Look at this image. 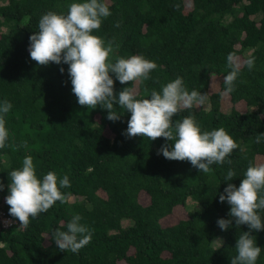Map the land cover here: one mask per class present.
<instances>
[{"label":"trees","instance_id":"obj_1","mask_svg":"<svg viewBox=\"0 0 264 264\" xmlns=\"http://www.w3.org/2000/svg\"><path fill=\"white\" fill-rule=\"evenodd\" d=\"M73 2L83 0H0V103L12 104L9 139L0 149V209L9 214V173L27 155L39 178L54 171L70 181L61 190L66 201L30 217L27 228L15 217L0 225V264H231L236 240L248 228L234 220L227 230L219 228L217 220L227 219L231 207L219 194L229 182L239 186L250 161L264 162V137L256 142L264 133V0H106L111 15L93 32L115 39V56L142 54L157 64L142 82L121 84L110 73L116 94L129 87L150 95L177 76L189 91L207 93L203 106L172 118L194 114L202 130L222 127L238 144L207 174L189 161L158 155L163 137L127 138L131 113L118 104L116 121L99 105H79L68 64L31 59L29 36L39 30L41 15L66 14ZM229 55L241 71L235 90L224 94ZM249 57L255 58L251 70L244 64ZM229 169L236 177L226 181ZM171 213L175 219L164 218ZM74 214L94 230L92 240L78 253L60 251L52 232L66 231ZM251 234L262 249L256 264H264V229ZM215 238L223 241L220 247Z\"/></svg>","mask_w":264,"mask_h":264},{"label":"clouds","instance_id":"obj_2","mask_svg":"<svg viewBox=\"0 0 264 264\" xmlns=\"http://www.w3.org/2000/svg\"><path fill=\"white\" fill-rule=\"evenodd\" d=\"M110 15L106 0L73 2L66 14L55 11L42 14L38 21L39 30L29 36L31 59L44 66L49 62L68 64L72 92L78 104L91 109L97 105L107 109V119L111 121L120 119L121 114L114 110V104H118L131 113L123 133L127 138L140 136L150 141L165 138L166 143L157 150L158 155L162 154L168 160L189 161L205 174L213 171L212 165L224 164L238 148L224 128L202 130L194 114L176 122L172 119L184 110L203 106L208 100L207 93L195 89L189 91L180 76L167 82L160 91L151 90L150 95L145 89L146 96H139L129 87L122 88L118 94L114 92L110 73L115 74L121 84L142 82L151 78L150 73L157 64L142 54L127 58L115 56L119 48L115 39L106 41L93 34ZM254 60V57H249L244 62L249 70L254 67ZM228 67L231 70L223 77L224 94L235 90V81L241 71L240 64L233 62L232 55L228 56ZM60 72H64L63 67ZM11 108L12 104L7 100L0 103V149L5 148L9 139L6 116ZM262 137L264 133H259L256 142L259 143ZM23 147H27L26 142ZM227 163L231 164V160L228 159ZM9 176V194L5 201L10 206L9 214L18 218L24 228L28 227L30 217L36 218L48 211L57 201H66L61 190L70 187L68 176L59 177L56 172L49 171L39 178L31 155L25 156L22 167L13 169ZM234 177L236 172L229 169L223 179L231 181ZM2 188L3 184H0ZM219 200L227 201L231 206L228 218L217 220L221 230L231 227L233 220L236 226L247 225L248 228L236 240L237 255L231 259V264H256L262 249L251 233L264 229V217L260 214L264 212V162L250 161L239 186L229 182L219 194ZM82 219L79 214H74L66 225V231L52 232V239L60 251L78 253L91 242L94 230L82 223ZM217 241L220 247L223 241Z\"/></svg>","mask_w":264,"mask_h":264},{"label":"rangeland","instance_id":"obj_3","mask_svg":"<svg viewBox=\"0 0 264 264\" xmlns=\"http://www.w3.org/2000/svg\"><path fill=\"white\" fill-rule=\"evenodd\" d=\"M222 108H223V110H228V109L230 108V102L228 101L227 97H224V98H223V101H222ZM72 198H73V197H72ZM190 204H191V201H190L189 199H187V200H186V205H187V207H189ZM177 208H180V205H177V206H176V208L174 209L173 213L175 212V210H176ZM173 213H171V214L165 216L164 218L171 217V218L175 219V218H176V215H173V216H172ZM164 218H163V219H164ZM217 239H218V238H215V241L213 242L214 245L219 244V242L217 241Z\"/></svg>","mask_w":264,"mask_h":264},{"label":"built area","instance_id":"obj_4","mask_svg":"<svg viewBox=\"0 0 264 264\" xmlns=\"http://www.w3.org/2000/svg\"><path fill=\"white\" fill-rule=\"evenodd\" d=\"M14 222L11 215L7 214L3 209H0V225L2 227H7Z\"/></svg>","mask_w":264,"mask_h":264}]
</instances>
